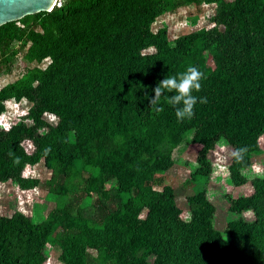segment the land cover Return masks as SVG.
<instances>
[{"label":"trees","instance_id":"obj_1","mask_svg":"<svg viewBox=\"0 0 264 264\" xmlns=\"http://www.w3.org/2000/svg\"><path fill=\"white\" fill-rule=\"evenodd\" d=\"M161 4L65 0L60 7L20 20L32 25L31 35L18 21L0 26L2 53L25 37L32 42V56L51 58L44 70L29 71L0 89V113L10 98L32 104L26 117L32 124L0 126V180L24 185V168L43 155L62 188L58 192L66 189V170L79 163L98 168L96 176L86 179L89 185L100 190L115 180L119 195L111 190L109 200L103 192L107 196L97 200L93 214L85 213L100 223L98 230L83 221L75 235L76 222L65 218L64 212L70 211L65 207L42 223L21 211L0 215V264H47L51 234L65 264H101L88 247L101 249L107 264H145L148 250L154 253L151 264H264V213L257 201L264 192V177L253 179V194L231 203L238 218L228 224L226 242L213 225L215 206L205 190L197 192L188 218H183L174 196L157 198L153 181L142 170H153L151 158L163 168L172 164L171 154L162 151L168 140L198 144L207 152L220 141L237 149L245 138L264 132V0H219L213 22L225 30L211 37V71L202 64L200 49L194 48L202 32L171 45L165 29L150 31ZM40 20L45 24L42 33L35 32ZM150 47L155 50L145 52ZM189 65L206 74L202 90L194 94L206 96L207 103H197L194 117L182 122L163 97L164 111H150L159 81ZM47 115L56 116L57 122ZM27 140L35 148L32 153L23 145ZM246 166L235 160L230 166L238 185L245 183L241 170ZM247 211L251 219L243 216Z\"/></svg>","mask_w":264,"mask_h":264},{"label":"rangeland","instance_id":"obj_2","mask_svg":"<svg viewBox=\"0 0 264 264\" xmlns=\"http://www.w3.org/2000/svg\"><path fill=\"white\" fill-rule=\"evenodd\" d=\"M157 1L162 3L163 7L161 13L151 24L150 31L157 33L165 29L166 38L171 45H175L185 35L202 32L199 35L200 38L194 42V48L200 49L201 62L208 71H211L214 67L213 55L215 52L211 37L218 38L219 35L224 34L225 30L223 25L215 27L213 22V17L219 11V0H199L198 3L192 0ZM20 20H18V26L26 29V35H31L32 25L27 27ZM40 22L36 26L35 32L42 33L45 30V24L42 23V20ZM31 45L32 42L24 37L21 40H15L5 53L0 51V54H4L0 55V89L9 83L21 80L29 71L37 70L39 73L40 70L47 68L51 58L49 56L41 58L32 56L29 52ZM154 50L155 48L150 47L145 52ZM37 81L35 80V83ZM3 105L4 108L0 113V126L9 127L20 121H25L28 125L32 124L31 120L26 118L29 108L32 106L29 101L10 98ZM45 118L53 123L57 122L56 116L47 115ZM168 141H165L162 151L167 155L171 154L172 164H165L163 168L160 165L163 163L158 159L151 158L150 163H153V166L156 165L152 168L153 170L142 169L143 176L153 181L155 196L157 198L174 196L181 209V216L188 218L195 195L198 191L205 190L207 197L215 206L213 225L220 232L222 238L229 242L230 237L226 229L230 222L238 218V214L230 210L231 203L237 198L253 194V179L264 177V132L254 133L250 138H245L244 144L241 146H246L248 151L243 161L247 166L241 170V176L245 178V183L240 185L234 182L230 170V166L235 160L231 156L232 151L235 150L233 146L220 141L213 150L206 152L201 150V146L198 144H175ZM23 145L29 153L35 149L29 140L25 141ZM66 172L69 176L63 193L58 192L62 188L57 183V177L53 178L52 168L46 166L43 155L24 168L22 175L27 180L24 185L11 180H0V215L10 217L15 211H21L33 222L42 223L49 220L59 207H65L70 210L68 214L66 211L64 212L65 218L70 216L76 222V225H73L75 229L72 231L74 235L80 233L83 221L98 230L100 223L85 216V213L90 212L92 215L97 200L105 199L107 194L106 199L111 200L114 196L111 195V190L114 192L112 194L118 195L114 185L115 180L108 181L100 191L98 185L92 186L86 182L90 175L98 174L97 167L77 163ZM53 179L54 181H52ZM103 192L107 194H103ZM121 198L125 200L126 195H121ZM257 201L264 213V192L257 197ZM145 216L146 209L142 212L141 217ZM243 216L251 219L253 214L247 211ZM54 236L55 234H51L48 237L47 264H65L59 259L61 250L55 244ZM88 252L98 258L99 263L107 264L101 257V249L88 247ZM148 252L145 264H151L154 258L152 250H148Z\"/></svg>","mask_w":264,"mask_h":264},{"label":"clouds","instance_id":"obj_3","mask_svg":"<svg viewBox=\"0 0 264 264\" xmlns=\"http://www.w3.org/2000/svg\"><path fill=\"white\" fill-rule=\"evenodd\" d=\"M206 78V74L193 65H189L185 71L177 75L166 76L153 89L155 95L149 101L150 111L156 113L164 111L161 106V98L163 97L164 102L175 108V115L178 121L182 122L185 119H192L195 115L197 103H207L206 96L199 97L194 94L202 90V81ZM247 151L248 148L246 146L239 147L232 151L231 156L237 163H241L244 161Z\"/></svg>","mask_w":264,"mask_h":264},{"label":"water","instance_id":"obj_4","mask_svg":"<svg viewBox=\"0 0 264 264\" xmlns=\"http://www.w3.org/2000/svg\"><path fill=\"white\" fill-rule=\"evenodd\" d=\"M56 0H0V26L26 15L51 11Z\"/></svg>","mask_w":264,"mask_h":264},{"label":"built area","instance_id":"obj_5","mask_svg":"<svg viewBox=\"0 0 264 264\" xmlns=\"http://www.w3.org/2000/svg\"><path fill=\"white\" fill-rule=\"evenodd\" d=\"M64 1H65V0H56L55 6H57V7L62 6V4H63ZM55 6H54V7H55Z\"/></svg>","mask_w":264,"mask_h":264}]
</instances>
